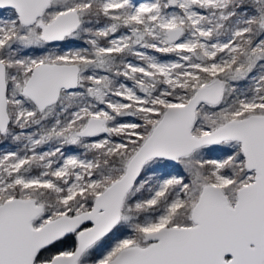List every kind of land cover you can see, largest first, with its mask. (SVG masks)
<instances>
[{
	"label": "snow or ice",
	"instance_id": "snow-or-ice-1",
	"mask_svg": "<svg viewBox=\"0 0 264 264\" xmlns=\"http://www.w3.org/2000/svg\"><path fill=\"white\" fill-rule=\"evenodd\" d=\"M0 264H264V0H0Z\"/></svg>",
	"mask_w": 264,
	"mask_h": 264
}]
</instances>
